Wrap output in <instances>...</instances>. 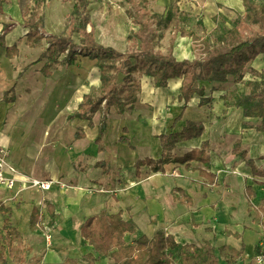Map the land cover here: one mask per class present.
Listing matches in <instances>:
<instances>
[{"label":"crops","instance_id":"0c3cea01","mask_svg":"<svg viewBox=\"0 0 264 264\" xmlns=\"http://www.w3.org/2000/svg\"><path fill=\"white\" fill-rule=\"evenodd\" d=\"M46 1L0 0V37L4 36L0 40V148L6 149L8 163L22 175L53 182L47 191L22 190V176L6 169L7 177L17 181L13 188L0 183V202L10 209L9 214L0 213V227L9 217L29 242L51 233L54 247L43 254L44 264L67 260L80 264L78 259L93 252L81 237L82 224L102 212L121 213L138 227L128 240L151 238L161 230L180 246L209 242L217 256L224 246L243 249L234 264H260L264 176L258 171H264V132L256 129L259 118H246L241 108L227 107L223 100L232 91H243V83H198L203 96L195 94L184 107L179 99L181 78L157 88L153 78L144 77L132 111L123 115L99 111L92 124L70 119L86 95L98 93L100 71L95 61L80 57L70 66L55 65L51 76L44 75L45 62L38 60L47 41L30 46L26 25L44 22L47 34L60 35L66 32L65 19L75 5L64 9L52 2L48 7ZM224 2L241 14L245 11L242 0ZM89 11L90 31V2ZM60 21L63 27L58 26ZM14 46L18 53L8 57L6 47ZM262 71L264 54L247 66L244 80H258ZM11 89L13 94L7 95ZM105 116L101 149L96 140ZM189 122L203 124L204 132L178 143L173 154L183 157L207 143L208 167L200 160L171 162L159 172L136 166L146 159L160 160V136L180 133ZM34 208L40 221L32 229ZM220 264L228 262L220 258Z\"/></svg>","mask_w":264,"mask_h":264},{"label":"trees","instance_id":"16d2710c","mask_svg":"<svg viewBox=\"0 0 264 264\" xmlns=\"http://www.w3.org/2000/svg\"><path fill=\"white\" fill-rule=\"evenodd\" d=\"M245 14L237 20L236 27L228 33L217 37L211 51L198 59H178L170 49L163 53L155 50L150 39L142 37L136 32L141 48L136 51L120 52L111 46L99 43L93 30H88L91 24L89 11L90 0H75L72 14L68 19L66 32L55 35L47 34L44 22L27 23L30 29L28 44L39 45L43 39L47 41V48L38 62H45L43 73L49 77L55 65L70 66L80 57L89 58L96 62L100 71V88L97 94L86 95L76 112L70 119L81 118L92 120L99 111L113 110L123 115L135 108L142 91V79L151 77L157 88H165L172 79L181 78L179 99L184 107L195 94L203 96L204 89L198 88V83H225L233 79L235 83H243L244 90L232 91L223 97L227 107L243 110L246 118H259L261 123L256 126L258 131L264 132V71L258 80H244L247 66L264 54V6L256 0H242ZM128 2H133L128 0ZM179 7L174 2L167 14L160 20V25L168 29L179 24ZM256 25L258 30L252 36H244V24ZM8 27L5 28L6 34ZM79 34L78 44L74 35ZM4 36L0 37V40ZM130 38V37H129ZM8 57L18 53L16 46L6 47ZM11 89L8 94H13ZM5 94V98H6ZM206 100L202 99L201 104ZM107 128L106 116L99 125L97 143L101 144ZM204 132L201 123L189 122L180 133L163 134L160 136L163 157L160 160L146 159L137 162L136 166L147 165L154 172L162 171L164 166L171 163H185L192 160L203 161L207 167L209 145L204 143L200 150H194L183 157H175L174 149L178 143L199 138ZM235 152H237L235 150ZM237 154L245 157L244 152ZM250 162V161H248ZM264 176V171H258ZM264 206V202L261 207ZM0 213L6 215L10 209L0 202ZM40 221L39 211L34 208L31 215V228L35 229ZM138 231L133 220L125 221L121 213L109 214L102 212L88 218L81 226L82 239L92 248V253L83 256L86 264H97L101 259H108L111 264H220V258L228 264H234L242 255L243 249L238 251L232 247L216 248L209 242L200 247L193 244L180 246L175 238L165 232L156 231L149 238L145 235L128 240V236ZM23 235L13 225L9 217L4 219L0 227V264H21ZM264 257V254H263ZM65 264H78L77 261L67 260Z\"/></svg>","mask_w":264,"mask_h":264},{"label":"rangeland","instance_id":"374dc122","mask_svg":"<svg viewBox=\"0 0 264 264\" xmlns=\"http://www.w3.org/2000/svg\"><path fill=\"white\" fill-rule=\"evenodd\" d=\"M56 1L64 9L72 8L75 2V0H49L46 1L47 6ZM132 1L90 0L92 29L100 43L114 46L122 52L136 51L141 48V42L136 36L137 32L142 37L150 39L155 50L166 53L172 49L178 59L193 60L202 58L211 51L217 37L236 27L237 20L245 14L244 10L241 14L227 5L224 0ZM256 1L264 6V0ZM174 2L179 7V24L177 27L166 29L160 25V20L166 16ZM65 20V24H68L67 18ZM242 27L245 37L252 36L258 30L256 25L248 26L246 23ZM75 40L80 41L79 35H75ZM230 81L232 82L233 79L230 78ZM53 242L49 243L46 236L31 242L23 238L21 264H44L43 254L48 252L49 246L54 247ZM261 258L258 263L264 264ZM78 261L80 264H86L82 258ZM10 264L14 263L10 261ZM99 264L104 262L99 261Z\"/></svg>","mask_w":264,"mask_h":264},{"label":"built area","instance_id":"2783aa9c","mask_svg":"<svg viewBox=\"0 0 264 264\" xmlns=\"http://www.w3.org/2000/svg\"><path fill=\"white\" fill-rule=\"evenodd\" d=\"M6 169H9L16 176H22V190L29 187L47 191L50 190L53 185L52 181L35 179L22 175L16 168L8 163V153L6 149L0 148V183L6 185L8 188H13L17 181V178L7 177ZM46 239L50 243L52 240V234L47 233ZM261 261L264 262V257L261 258Z\"/></svg>","mask_w":264,"mask_h":264},{"label":"bare ground","instance_id":"6f19581e","mask_svg":"<svg viewBox=\"0 0 264 264\" xmlns=\"http://www.w3.org/2000/svg\"><path fill=\"white\" fill-rule=\"evenodd\" d=\"M54 5H59V2H54ZM57 24H58L59 27H63L64 26L63 21H60Z\"/></svg>","mask_w":264,"mask_h":264}]
</instances>
